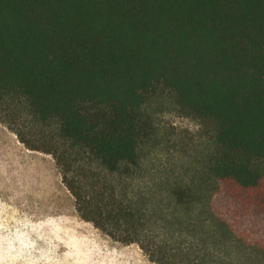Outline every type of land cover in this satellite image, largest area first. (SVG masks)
Here are the masks:
<instances>
[{"label":"trees","instance_id":"1","mask_svg":"<svg viewBox=\"0 0 264 264\" xmlns=\"http://www.w3.org/2000/svg\"><path fill=\"white\" fill-rule=\"evenodd\" d=\"M157 84L185 114L214 122V186L200 213L207 229L188 233L191 244L181 234L142 248L156 264H264V0H0V120L54 157L83 219L128 243L134 231L117 237L111 224L134 223L135 212L116 195L104 206L87 199L67 149L110 173L135 164L139 110ZM15 102L54 122L55 138L28 141L17 115L5 117Z\"/></svg>","mask_w":264,"mask_h":264},{"label":"rangeland","instance_id":"2","mask_svg":"<svg viewBox=\"0 0 264 264\" xmlns=\"http://www.w3.org/2000/svg\"><path fill=\"white\" fill-rule=\"evenodd\" d=\"M17 106L15 102L14 111L5 117L12 121L17 115L14 123L28 141L55 138L54 122L41 123ZM138 117L144 131L138 159L120 171L110 173L89 153L67 149L71 173L82 179L87 199L104 206L116 195L119 207L135 212L134 223L111 224L117 237L134 231L130 236L138 241L131 243L83 219L54 157L28 148L10 123L0 120V264H156L142 244H174L172 237L182 234L187 247L192 242L185 241L188 233L194 229L200 235L207 229L200 213L209 209L214 186V122L185 114L175 93L163 84L146 94ZM175 189L189 193L190 201L177 203ZM210 244L206 239L199 245L204 249ZM205 251L197 253L207 261L214 259Z\"/></svg>","mask_w":264,"mask_h":264}]
</instances>
